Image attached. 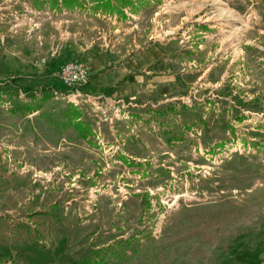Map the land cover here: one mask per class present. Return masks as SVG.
<instances>
[{"label": "rangeland", "instance_id": "obj_1", "mask_svg": "<svg viewBox=\"0 0 264 264\" xmlns=\"http://www.w3.org/2000/svg\"><path fill=\"white\" fill-rule=\"evenodd\" d=\"M125 2L117 13L0 0V62L12 38L21 73L56 89L28 111L35 90L0 65V264H19L29 245L51 264H80L109 245L101 264H264V0ZM159 43L174 64L167 75L182 77L156 110L134 111L135 96L90 97L91 75L67 96L62 63L42 62L48 51L80 62ZM47 106L53 147L78 138L90 151L50 164L16 152L3 136ZM77 115L91 128L84 138Z\"/></svg>", "mask_w": 264, "mask_h": 264}, {"label": "crops", "instance_id": "obj_2", "mask_svg": "<svg viewBox=\"0 0 264 264\" xmlns=\"http://www.w3.org/2000/svg\"><path fill=\"white\" fill-rule=\"evenodd\" d=\"M48 10L49 19L51 21V10ZM63 13L65 12H61L60 14L63 15ZM54 15H57V13L54 12ZM1 44L3 48L5 47L7 52L11 53L10 55H13L7 56L8 54H4L6 55V59L1 60V69L5 72L10 71L17 74L19 84L24 89H34L37 91L40 84L44 83L39 80L40 76L36 72L24 75L21 73V67L17 65V60L20 58V54H18L20 43L16 44L12 38H10ZM163 45L166 44L143 45L136 49L133 55L129 54L127 50H117L116 52L112 50L108 54L104 53L103 55L100 54L97 56L89 54L80 57V62L86 64L91 72V81L88 85V91L91 94L89 96L98 97L102 94H105L106 97L109 96L113 98L135 96L138 104L135 105L134 111L138 112L145 111L149 107L154 110L164 107L166 102L162 101V96L166 94L165 90L168 86V81L171 79H178L179 81L182 74L175 73V76L167 75V67L173 66L174 64L172 61H168V56L170 55L168 54L167 47ZM14 52L16 54H14ZM53 54L54 52L51 53L48 51L45 57H42V62L54 64L57 67L69 59L65 56L51 57ZM28 56H26L27 62H33L34 54L32 50L30 56ZM38 80L40 82H38ZM48 109H51V106L34 111L29 116L31 120H22L13 133L3 136L5 140L13 144L12 146L16 149V152L20 151L28 156H30L32 152V155H38V157H42L50 164V161L47 160L51 159L52 163L54 158L60 156V154H63V156L69 154L71 152L69 149H82L83 154L90 151V149L86 147L87 142L78 138L73 139L74 145L70 146L69 149H57L53 147L52 144L54 143H51V112H47ZM68 136L71 138L70 135ZM141 142L144 141L141 140ZM129 152H132V157L134 158L139 159L144 157L141 151ZM120 157L125 158L124 156ZM42 221H44L45 224L40 228L42 229L44 227L50 231L51 222L48 223L46 219ZM24 250L27 252L24 253ZM17 254L18 256L15 257V260L19 262V264H51L50 256L40 251V249L34 245L21 247L18 249Z\"/></svg>", "mask_w": 264, "mask_h": 264}, {"label": "trees", "instance_id": "obj_3", "mask_svg": "<svg viewBox=\"0 0 264 264\" xmlns=\"http://www.w3.org/2000/svg\"><path fill=\"white\" fill-rule=\"evenodd\" d=\"M35 3H37L39 6L43 5L44 2L49 1L50 4L55 8H66V9H72L76 6L83 5L86 1H88L94 11L101 10L103 12H117L121 13V6L127 5L130 2H125V0H117L116 2H112L111 0H33ZM11 88V87H10ZM9 88V89H10ZM56 91L55 87L52 85L47 84H41L39 89L37 91H28L26 92L27 96H32L34 100H38L36 104L30 106H21L26 110H35L39 109L44 101L49 99L50 97H53V91ZM39 95L37 97L36 95ZM20 106V105H19ZM79 116L72 118L75 121L72 122V125L75 127L76 130L79 131V135L81 137H86L87 134L91 133V128L88 123H85L78 119ZM110 245L105 248H97L92 251V256L84 258L80 264H101L103 260L105 259L106 254L109 252Z\"/></svg>", "mask_w": 264, "mask_h": 264}, {"label": "built area", "instance_id": "obj_4", "mask_svg": "<svg viewBox=\"0 0 264 264\" xmlns=\"http://www.w3.org/2000/svg\"><path fill=\"white\" fill-rule=\"evenodd\" d=\"M90 75V68L77 60L62 63L57 72L59 83L71 97L80 95L77 90L89 81Z\"/></svg>", "mask_w": 264, "mask_h": 264}]
</instances>
